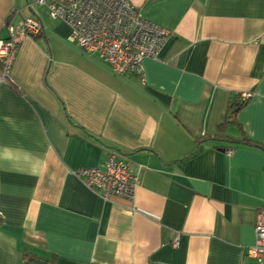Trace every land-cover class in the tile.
Segmentation results:
<instances>
[{
  "label": "crops",
  "instance_id": "crops-1",
  "mask_svg": "<svg viewBox=\"0 0 264 264\" xmlns=\"http://www.w3.org/2000/svg\"><path fill=\"white\" fill-rule=\"evenodd\" d=\"M130 1L171 36L143 73L119 75L33 1L0 0V39L9 21L44 23L18 48L17 85L0 82V264H257L264 0ZM108 148L130 157L133 201L74 173Z\"/></svg>",
  "mask_w": 264,
  "mask_h": 264
},
{
  "label": "built area",
  "instance_id": "built-area-1",
  "mask_svg": "<svg viewBox=\"0 0 264 264\" xmlns=\"http://www.w3.org/2000/svg\"><path fill=\"white\" fill-rule=\"evenodd\" d=\"M45 6L53 19L69 27L67 39L89 52H97L115 74L143 73L146 58H158L171 31L147 18L130 0H34L29 6ZM9 36L0 39V82H17L11 75L20 44L44 28L38 15L17 23L7 22ZM250 92L243 97L249 98ZM231 151V150H229ZM103 165L82 166L74 173L104 200L122 197L135 199L138 177L130 171V157L117 148H108ZM255 242L247 247V255L264 264V208L255 222ZM179 244V237L175 246ZM29 264V263H28Z\"/></svg>",
  "mask_w": 264,
  "mask_h": 264
},
{
  "label": "trees",
  "instance_id": "trees-1",
  "mask_svg": "<svg viewBox=\"0 0 264 264\" xmlns=\"http://www.w3.org/2000/svg\"><path fill=\"white\" fill-rule=\"evenodd\" d=\"M245 104V101H232L230 106H229V109H228V114H227V117H226V120H225V124L226 123H237V111L240 107H242L243 105ZM247 143L249 144H254V145H258L257 143H253V142H250L248 141Z\"/></svg>",
  "mask_w": 264,
  "mask_h": 264
},
{
  "label": "water",
  "instance_id": "water-1",
  "mask_svg": "<svg viewBox=\"0 0 264 264\" xmlns=\"http://www.w3.org/2000/svg\"><path fill=\"white\" fill-rule=\"evenodd\" d=\"M28 263L29 264H47V261L39 259L38 257H31Z\"/></svg>",
  "mask_w": 264,
  "mask_h": 264
},
{
  "label": "rangeland",
  "instance_id": "rangeland-1",
  "mask_svg": "<svg viewBox=\"0 0 264 264\" xmlns=\"http://www.w3.org/2000/svg\"><path fill=\"white\" fill-rule=\"evenodd\" d=\"M30 1H34V0H30ZM35 9H37L38 13L39 14H43L44 16H47L48 15V11H47V8L45 6H38V5H34Z\"/></svg>",
  "mask_w": 264,
  "mask_h": 264
}]
</instances>
